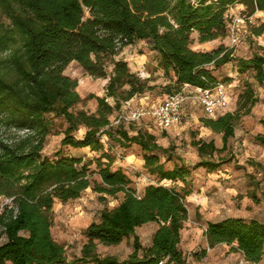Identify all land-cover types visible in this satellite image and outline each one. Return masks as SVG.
<instances>
[{
    "label": "trees",
    "instance_id": "1",
    "mask_svg": "<svg viewBox=\"0 0 264 264\" xmlns=\"http://www.w3.org/2000/svg\"><path fill=\"white\" fill-rule=\"evenodd\" d=\"M237 3L248 15L264 11V0H0L6 18L0 21V195L9 200L0 210V264H185L180 239L188 218L184 199L190 191L148 184L137 195L126 173L112 168L111 149L138 146L149 174L186 182L192 170L213 171L230 160L203 157L225 150L241 117L239 110L249 112L258 97L248 84L238 111L201 117L203 126L222 133V146L213 139L193 137L190 143L201 159L192 166L180 163L166 168V161L175 156L174 145L160 144L150 127L130 133L123 120L117 125L110 120L113 110L154 88L149 78L116 56L124 47L146 41L158 67L170 78L163 86L167 95L181 92L186 83L202 88L218 81L228 84L230 77L218 79L214 71L231 61L237 73L252 70L262 84L264 54L236 56L222 42L211 50L192 46L194 33L200 43L226 37L227 11ZM248 25L250 36L264 32V22ZM72 61L91 76L107 79L103 96H88L96 99V112L74 109L81 102L78 80L64 73ZM51 113L66 124L52 157L42 153L53 128ZM80 127L85 131L78 137ZM255 139L264 144V133ZM63 146L89 148L97 155L85 160L65 154ZM94 173L99 179L91 177ZM87 188L102 199L120 193L122 198L85 227L80 255L68 260L64 245L51 234L52 208L56 200L78 198ZM251 197L258 199L254 192ZM148 222L157 227L151 243L144 246L135 231ZM204 235L210 247L236 243L245 262L256 264L262 259V220L230 216L207 221ZM130 236L133 250L123 259L97 251V243L118 244Z\"/></svg>",
    "mask_w": 264,
    "mask_h": 264
},
{
    "label": "rangeland",
    "instance_id": "2",
    "mask_svg": "<svg viewBox=\"0 0 264 264\" xmlns=\"http://www.w3.org/2000/svg\"><path fill=\"white\" fill-rule=\"evenodd\" d=\"M244 8L242 3H237L227 11L230 26L237 18L240 19L236 22L238 41L232 42L229 28L226 37L217 38L214 46L222 42L232 48L236 56L248 57L254 52L264 54V32L259 36H250L248 25L249 22L254 25L264 22V11H256L248 15L244 12ZM247 17H251V21L246 19ZM0 21H6L1 12ZM193 36L195 39L192 46H195L199 43L197 33ZM116 57L126 60L130 69L141 77L149 78V83L154 85V88L123 103L120 109L113 110L109 116L112 124L117 125L123 120L124 126L130 130V133H135L138 128L150 127L160 144L174 145L175 156L170 161H166V168L180 163L192 166L201 159L197 149L190 143L193 137L207 141L213 139L217 147L222 146V133L214 132L202 125L200 119L207 115L192 89L184 90L186 98L180 108V119L167 129L160 128L148 115L135 117L133 113L137 109L149 108L167 96L163 86L170 83V78L158 67L155 53L148 49L144 40H138L124 47ZM234 64V61L228 62L214 71L218 79L230 77V80H226L229 103L221 112H236L244 105L245 102L240 95L248 84L253 88L258 101L249 112H245L246 108L239 110L241 117L235 125L234 135L228 139L225 150L203 157L215 161L221 157L230 159L218 169L208 171L202 167L196 168L192 170L186 182L160 180L143 167L142 150L138 146L132 145L124 149L114 145L111 149V153L115 156L112 168L120 167L126 173L137 195H142L148 184H164L174 186L178 191H190L184 199L188 208V218L183 223L180 239L185 264H250L244 261L243 253L237 249L236 243H220L210 247L204 235L207 221L230 216L264 221V144L255 139L256 134L264 133V83L259 84L256 81L252 70L243 74L237 73ZM64 73L78 80L77 91L81 96V102L74 109L96 112L97 101L88 96L90 94L103 96L107 79L91 76L75 61L68 64ZM108 101L113 103L111 98ZM48 117L53 121V128L45 138L42 153L52 157L60 147V138L66 124L62 118L55 117L52 113L48 114ZM84 131L85 128L80 127L76 135L80 137ZM103 140L107 141L105 137ZM62 149L65 154L81 156L85 160L97 155L89 148L63 146ZM95 168L96 163L93 162L91 169ZM91 177L99 179L96 173ZM252 192L256 194L257 200L251 197ZM121 198L120 193L117 198L106 196L102 199L98 193L87 188L78 198L66 202L55 201L52 208L51 234L56 241L64 245L68 260L80 255L82 245L86 241L83 235L85 227L91 221L98 220L103 208L115 206ZM8 202V198L0 195V210ZM156 227L157 223L148 222L136 228L135 233L142 245L147 246L151 243V236ZM132 239L133 236H130L112 245L97 243V251L100 254H112L123 259L133 250ZM256 264H264V246L262 259Z\"/></svg>",
    "mask_w": 264,
    "mask_h": 264
},
{
    "label": "built area",
    "instance_id": "3",
    "mask_svg": "<svg viewBox=\"0 0 264 264\" xmlns=\"http://www.w3.org/2000/svg\"><path fill=\"white\" fill-rule=\"evenodd\" d=\"M246 19L251 21V17H247ZM239 21L240 19L237 18L230 26V35L233 43L238 41L236 22ZM187 88L194 91L208 117L218 116L229 103L228 84L223 81H218L215 85L206 88L196 87L186 83L181 92L167 95L162 101L149 108L141 107L137 109L133 113L134 116L139 118L148 115L160 128H169L180 119V108L186 98L184 90Z\"/></svg>",
    "mask_w": 264,
    "mask_h": 264
},
{
    "label": "crops",
    "instance_id": "4",
    "mask_svg": "<svg viewBox=\"0 0 264 264\" xmlns=\"http://www.w3.org/2000/svg\"><path fill=\"white\" fill-rule=\"evenodd\" d=\"M216 40L217 39L206 41V42H201V43L199 42L197 45L193 46V48L194 49H201V50H211L215 47L214 41H216Z\"/></svg>",
    "mask_w": 264,
    "mask_h": 264
}]
</instances>
